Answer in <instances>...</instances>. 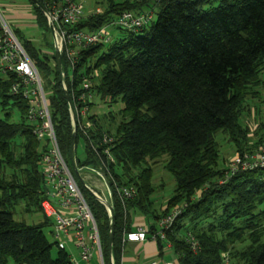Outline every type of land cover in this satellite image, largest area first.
I'll return each instance as SVG.
<instances>
[{
  "label": "trees",
  "instance_id": "trees-1",
  "mask_svg": "<svg viewBox=\"0 0 264 264\" xmlns=\"http://www.w3.org/2000/svg\"><path fill=\"white\" fill-rule=\"evenodd\" d=\"M27 2L36 27L49 29L40 8ZM154 7L159 9L154 22L151 19L136 31L122 30L127 35L110 43L80 49L71 75L62 53L65 90L53 47L43 50L29 39H18L42 80L60 152L72 170L71 138L75 146L78 140L85 141L79 132H71L66 96L72 102L87 80L93 101L122 102L118 119L108 112L102 122L100 114L91 113L92 101L86 117L92 126L88 133L95 138L105 131L113 137L112 174L119 184L136 189L125 215L118 202L113 206L110 254L114 264H120L122 231L132 230L136 214L152 219L148 228L153 232L156 219L178 204L185 207L166 231L165 240L157 238L159 254L170 243L177 264H217L225 251L233 264H264V166L237 171L220 183L226 167L219 166L216 141L218 133H225L237 154L264 144V123L257 122L250 132L243 119L252 113L247 98L255 96L253 87H264V0H107L101 14L90 13L72 27L93 31L122 11L139 14ZM13 31L17 35V29ZM15 81L11 71L0 77L4 111L0 118V264H7L8 258L15 264H71L65 250L51 255L53 244L43 230L50 225L47 219L26 224L13 218L20 203L26 212L41 213L44 186L39 161L47 146L33 133L27 101L11 92ZM85 153L77 165L94 164L86 144ZM158 163L172 175L174 187L156 213L151 196L153 167ZM81 189L109 264L108 216ZM187 233L198 241V251L190 250Z\"/></svg>",
  "mask_w": 264,
  "mask_h": 264
},
{
  "label": "built area",
  "instance_id": "built-area-1",
  "mask_svg": "<svg viewBox=\"0 0 264 264\" xmlns=\"http://www.w3.org/2000/svg\"><path fill=\"white\" fill-rule=\"evenodd\" d=\"M41 4L47 26L51 27L50 34L54 50L60 55L63 53L68 65V72L75 67L79 50L98 43H110L113 40L109 28L123 31H136L150 22L152 12L135 13L122 11L112 21L100 28L89 31L86 29H73L72 25L85 18L83 4L77 0H37ZM103 9L95 8L91 14H101ZM14 17H23L26 22L35 25L34 16L23 7L22 15L17 13L11 17L4 15L0 10V71L14 72L17 81L12 83L11 92L22 96L27 101V118L34 124L33 133L37 139L47 144L40 156V171L43 179V198L40 202V211L50 222L52 231L50 236L52 244L59 250H65L71 264H105L99 239L98 228L94 216L87 203L86 197L80 187L82 185L88 195L103 206L107 216L113 212L115 202L121 206L126 214V203L136 195V189L130 185L119 184L112 174L111 167L115 166L112 155L113 137L105 131L96 133L94 138L88 133L91 124L87 121L89 108L93 97L88 92L89 81L83 80L81 90L74 94L72 99L73 112L70 109L71 132H79L94 159V164L77 165L74 150L75 172L71 170L63 158L51 122L47 97L43 91L42 81L34 62L28 57L20 46L13 33ZM7 19V21H6ZM71 75V74H70ZM64 73L60 72V81L65 90ZM83 141V140H82ZM76 147V146H75ZM79 166V167H78ZM264 166V144L258 146L253 152L235 154L226 166L224 177L220 183L226 181L237 171L249 170ZM76 176L79 179H76ZM98 181L100 184H96ZM80 183V184H79ZM185 204L173 206L165 215L155 221V231L150 232L148 227H138L135 230L122 231L121 252L128 242H142L149 239L156 243L165 240V233L174 224L181 214ZM186 241L192 252L199 249L198 241L190 234H186ZM169 247L170 243H166ZM71 247L73 251L69 250ZM171 247V246H170ZM109 264H114L111 254ZM153 264H177L174 261H155ZM217 264H233L229 254L225 251L220 255Z\"/></svg>",
  "mask_w": 264,
  "mask_h": 264
},
{
  "label": "rangeland",
  "instance_id": "rangeland-1",
  "mask_svg": "<svg viewBox=\"0 0 264 264\" xmlns=\"http://www.w3.org/2000/svg\"><path fill=\"white\" fill-rule=\"evenodd\" d=\"M77 1H80L83 4L84 15L90 14L91 12L94 11L95 8L103 9L107 3V0H77ZM213 4L215 5L217 4V2L214 1ZM23 7H26L27 11L29 10L30 14L32 13L30 9V5L28 4L27 0H0V10H2L4 12V15L6 16L9 15L11 17L12 15H15L19 10L23 11ZM158 11H159L158 7H154V9L152 10L153 12L152 22L156 20ZM18 14L19 13H17V15ZM12 20H13L12 22H15L13 23V27H14L13 29H17L18 32L17 35H15L14 31L13 33L15 37L17 36L16 40L18 41L19 44H20L19 40L29 39L32 42H34L36 46L40 47L43 50H50L53 47V42H52L53 37L51 39V34L49 29L44 31L43 29L34 26L33 22L31 21L26 22L25 18L23 17H19V18L14 17V19ZM109 31L114 39L127 35V33L117 28L111 27L109 28ZM53 52H54V48H53ZM2 75L3 73L0 71V77ZM253 90L256 92L255 96L247 98V101L252 109V113H250V115H246V114L243 115V119L246 120L249 125L250 132L251 130H253L254 126H256L257 122L261 121L264 123V87L261 85L255 86L253 87ZM93 102L94 105L93 107H91V113L100 114L101 117L100 119L102 122L107 121L104 115L107 114L108 112H110L115 117V119H118L117 118L118 110L122 107V102L120 99H116L115 102L110 104L103 103L97 98H95ZM3 115H4V111L0 109V118H2ZM16 117L17 115L15 114V112H12L11 120H15ZM216 141L218 142L219 166L226 167L230 159L236 154V148L225 133H218L216 135ZM82 145H83V141L81 139L78 140L75 149V157H77L79 160H82L84 158ZM72 171L74 170L72 169ZM76 179L79 182L77 176ZM95 183L98 185L100 184L98 181H95ZM152 183L155 185L154 192L151 196V199L153 200L152 208L154 212L159 213L161 211V207L166 202L165 200L171 195L174 187V179L172 175L163 168L162 163H158L154 165L153 174H152ZM80 187L84 188L82 185H80ZM137 215H141V214H136L135 216ZM13 218L16 221H21L26 224H36L44 220V216L42 215V213L26 212L23 203H20L15 207ZM147 219L148 221H152L151 218H147ZM43 230L47 236V239L51 242L52 241V238L50 236V232L52 231L51 225L45 226ZM242 245L243 244H239V246ZM69 250L74 252V250L71 247H69ZM50 252L52 256L55 255L57 252V248L54 245H52ZM162 260L174 261L172 251L166 252L162 257ZM7 264H15V263L11 258H8Z\"/></svg>",
  "mask_w": 264,
  "mask_h": 264
},
{
  "label": "crops",
  "instance_id": "crops-1",
  "mask_svg": "<svg viewBox=\"0 0 264 264\" xmlns=\"http://www.w3.org/2000/svg\"><path fill=\"white\" fill-rule=\"evenodd\" d=\"M22 12L23 11L19 10L17 13L21 16ZM164 205L161 209L164 208ZM149 224H151V221H148L145 216L137 215L133 217L131 226L132 230H135L138 227H148ZM165 246L166 245L164 244L162 254H159L156 243L149 239H145L142 242H128L125 244L123 252H121L120 264H153L155 261L162 260V257L166 252L172 251L170 246ZM172 254L174 257L173 252Z\"/></svg>",
  "mask_w": 264,
  "mask_h": 264
},
{
  "label": "water",
  "instance_id": "water-1",
  "mask_svg": "<svg viewBox=\"0 0 264 264\" xmlns=\"http://www.w3.org/2000/svg\"><path fill=\"white\" fill-rule=\"evenodd\" d=\"M32 1L37 7L41 8V4L37 1V0H30ZM51 29V27H50ZM49 29V30H50ZM54 59H55V64H56V69L60 78V72H61V55L58 51L54 50ZM67 99V103H68V107L72 113V115L74 114L73 112V106H72V102L69 98V96H66ZM74 135V134H73ZM74 150H75V138L74 136H72L71 138V143H70V165L72 167V169L75 172V166H74ZM108 219H109V225H110V232H109V239H108V245H107V250L108 253H111V246H112V232H113V212H111L108 215Z\"/></svg>",
  "mask_w": 264,
  "mask_h": 264
},
{
  "label": "bare ground",
  "instance_id": "bare-ground-1",
  "mask_svg": "<svg viewBox=\"0 0 264 264\" xmlns=\"http://www.w3.org/2000/svg\"><path fill=\"white\" fill-rule=\"evenodd\" d=\"M53 54H54V52H53Z\"/></svg>",
  "mask_w": 264,
  "mask_h": 264
}]
</instances>
